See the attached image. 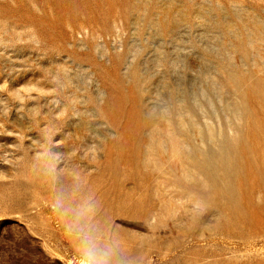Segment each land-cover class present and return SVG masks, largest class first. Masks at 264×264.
I'll return each instance as SVG.
<instances>
[{
	"label": "rangeland",
	"instance_id": "1",
	"mask_svg": "<svg viewBox=\"0 0 264 264\" xmlns=\"http://www.w3.org/2000/svg\"><path fill=\"white\" fill-rule=\"evenodd\" d=\"M264 264V0H0V264Z\"/></svg>",
	"mask_w": 264,
	"mask_h": 264
},
{
	"label": "clouds",
	"instance_id": "2",
	"mask_svg": "<svg viewBox=\"0 0 264 264\" xmlns=\"http://www.w3.org/2000/svg\"><path fill=\"white\" fill-rule=\"evenodd\" d=\"M85 264H97L90 251L84 252Z\"/></svg>",
	"mask_w": 264,
	"mask_h": 264
}]
</instances>
